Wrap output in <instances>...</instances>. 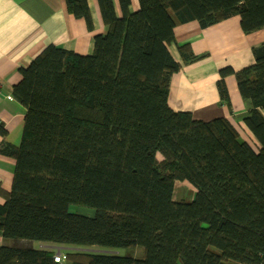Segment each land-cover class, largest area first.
<instances>
[{
    "label": "trees",
    "instance_id": "obj_1",
    "mask_svg": "<svg viewBox=\"0 0 264 264\" xmlns=\"http://www.w3.org/2000/svg\"><path fill=\"white\" fill-rule=\"evenodd\" d=\"M106 33L94 52L49 44L13 95L26 107L20 145L0 143L16 160L10 191L0 187V234L80 247L144 249L142 258L96 251L0 246V264H264V42L254 62L220 70L218 88L235 75L251 103L245 122L260 147L242 141L225 117L196 119L168 102L171 79L198 55L170 50L177 22L206 28L234 15L245 33L264 27V0H97ZM68 11L94 30L88 0ZM0 134L8 131L0 121ZM196 188L174 198L175 182ZM92 207L86 215L70 206Z\"/></svg>",
    "mask_w": 264,
    "mask_h": 264
},
{
    "label": "crops",
    "instance_id": "obj_2",
    "mask_svg": "<svg viewBox=\"0 0 264 264\" xmlns=\"http://www.w3.org/2000/svg\"><path fill=\"white\" fill-rule=\"evenodd\" d=\"M88 2L93 31L84 19H77L68 11L66 0H0V121L8 131L5 137L0 134V143L6 141L18 146L22 140L26 107L13 95L14 85L22 79L20 68L30 64L52 43L78 54H92L94 36L108 31L98 1ZM114 3L116 13L121 15L118 0ZM138 8L139 0H132L131 9ZM175 36L170 50L177 61L182 62L178 46L187 43L196 54L208 55L183 64L173 74L170 107L191 112L196 119L205 121L225 117L238 130L240 139L258 150L259 141L245 122L250 101L242 97L235 75L225 78L230 100H223L218 80L222 68L231 66L240 70L254 62L253 47L264 42V27L245 33L240 16L234 15L206 28L197 21L177 22ZM15 166L13 157L0 152V187L5 192L12 188ZM4 201L0 195V202ZM7 241L0 234V246Z\"/></svg>",
    "mask_w": 264,
    "mask_h": 264
},
{
    "label": "rangeland",
    "instance_id": "obj_3",
    "mask_svg": "<svg viewBox=\"0 0 264 264\" xmlns=\"http://www.w3.org/2000/svg\"><path fill=\"white\" fill-rule=\"evenodd\" d=\"M196 188L189 184L188 182L176 181L175 182V190H174V198L176 200H184L186 202H191L196 195ZM70 210L72 212H78L86 215H92L94 213V209L88 206L82 205H74L70 206ZM6 244H23L26 246H31L34 248H45V249H52L58 251L61 250L62 252L67 251H96V252H103V253H117L119 255H133L138 258H142L144 256V249L141 247L138 248H129V247H118V248H104L99 246H90V247H80L75 245H67V244H56L47 241L41 240H30V239H8Z\"/></svg>",
    "mask_w": 264,
    "mask_h": 264
},
{
    "label": "built area",
    "instance_id": "obj_4",
    "mask_svg": "<svg viewBox=\"0 0 264 264\" xmlns=\"http://www.w3.org/2000/svg\"><path fill=\"white\" fill-rule=\"evenodd\" d=\"M54 258H55L56 261L62 262L63 259H64V256L62 254V251L61 250L56 251L55 252V255H54Z\"/></svg>",
    "mask_w": 264,
    "mask_h": 264
}]
</instances>
